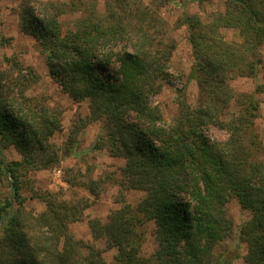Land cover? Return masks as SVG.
<instances>
[{
	"label": "trees",
	"instance_id": "1",
	"mask_svg": "<svg viewBox=\"0 0 264 264\" xmlns=\"http://www.w3.org/2000/svg\"><path fill=\"white\" fill-rule=\"evenodd\" d=\"M21 4L19 27L46 54L51 77L74 99L88 100V120L102 130L94 146L125 160L120 187L144 192L135 206L122 197L104 222L88 219L93 238L115 249L113 264H232L236 253L223 247L233 232L226 208L230 198L251 214L238 231L247 246L243 263L264 264V152L254 130L256 94L263 86L238 94L230 87L231 79L264 70V0H225L223 12L207 24L198 15L183 14L193 58L188 78L198 92L192 106L185 87L177 89L178 111L171 123L151 104L168 81L174 48L164 31L157 40L158 33L150 31L161 20L156 10L136 0H105L102 16L91 9L64 31L59 16L67 3ZM222 27L237 29L240 41H226L218 34ZM27 75L37 78L31 69ZM31 102L0 78V173L10 180V196L0 201V222L6 217L0 226V264H107L100 248L68 229L81 218V208L50 194L40 196L45 209L35 217L12 208L13 199H23L30 169L58 163L49 137L60 128V113ZM232 104L237 112L225 119ZM85 125H76L73 133ZM212 127L225 137L210 138ZM10 144L20 160H5L1 149ZM150 221L156 246L145 256L141 226Z\"/></svg>",
	"mask_w": 264,
	"mask_h": 264
},
{
	"label": "rangeland",
	"instance_id": "2",
	"mask_svg": "<svg viewBox=\"0 0 264 264\" xmlns=\"http://www.w3.org/2000/svg\"><path fill=\"white\" fill-rule=\"evenodd\" d=\"M54 3H67V10L61 13L59 21L62 30L74 27L82 15H87L94 9L96 16H102L105 0H39ZM146 9L156 10V16L161 20L157 25L150 27L156 40L164 31L167 42L173 41L174 48L168 59V81L162 84L159 92L151 96V104L158 106L165 123L173 122L177 114L176 91L185 87L187 102L195 106L197 86L188 78L193 58L191 46L187 40V28L180 22L183 14L198 15L204 23H211L214 17L224 10L225 0H136ZM21 0H0V78L10 91L17 94L23 93L29 97L31 104L37 103L39 107L54 109L60 114V128L50 137L49 143L57 152L58 163L47 168L30 169L27 172V181L21 190L23 199H13L12 208L20 207L25 215L37 216L45 209L41 195H53L55 199L67 201L82 209L81 218L68 225L69 231L76 239L95 245L102 250V255L107 264H113L115 249H105L103 240H95L88 226V219L99 218L106 221L112 211L119 208L122 197L135 206L143 197L144 192L135 189H122L120 182L123 178L122 167L125 160L113 157L103 146L98 149L94 146L96 139L102 133L99 122L89 121L90 113L88 100H76L68 93L61 90L59 84L49 73L46 64V54L40 50L38 42L19 27V12ZM86 9L87 11H85ZM142 9V7H140ZM164 26L162 27V24ZM146 27V25H145ZM218 34L226 41L239 42L240 36L237 29L220 28ZM264 60V52H263ZM28 69L37 76L31 79L27 75ZM21 75H25L22 78ZM8 76V78H5ZM28 76V77H27ZM256 85H262L263 91L256 94L259 99V110L254 119V130L264 152V70L259 68L255 77H235L230 80V87L234 94L241 92L250 93ZM237 112V107L231 105L224 111L223 117H229ZM134 118V117H130ZM80 121V122H78ZM86 123L79 128L77 134L73 131L76 125ZM71 135V137H70ZM208 135L212 139H223L225 133L218 128H210ZM71 138L72 144L68 139ZM74 151L71 153L70 151ZM7 161L21 159V153L14 144L1 149ZM23 179L24 176L20 175ZM92 180L93 192L88 186ZM10 180H8L9 182ZM4 176L0 173V201L10 196V188ZM227 213L233 224L232 235L223 241V247L228 248L236 257L232 264H244L243 256L247 246L239 241L238 231L240 226L249 220V210L242 209L235 198H230L226 203ZM6 217L0 222L4 223ZM143 241L141 254L150 255L156 246L152 235L153 223L146 222L141 226Z\"/></svg>",
	"mask_w": 264,
	"mask_h": 264
}]
</instances>
